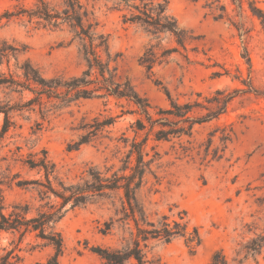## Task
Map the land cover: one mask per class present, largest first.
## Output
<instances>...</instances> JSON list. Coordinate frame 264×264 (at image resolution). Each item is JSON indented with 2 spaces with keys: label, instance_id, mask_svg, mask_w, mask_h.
Here are the masks:
<instances>
[{
  "label": "rangeland",
  "instance_id": "374dc122",
  "mask_svg": "<svg viewBox=\"0 0 264 264\" xmlns=\"http://www.w3.org/2000/svg\"><path fill=\"white\" fill-rule=\"evenodd\" d=\"M80 1L94 11L100 31L109 39L114 59L111 67L117 76L128 79L152 106L167 109L168 92L180 103L204 106L193 115L200 118L207 110H216L227 95L233 96L224 113L194 125L190 136L165 142L150 137L147 150L159 157L137 195L147 222L156 223L162 216L180 222L185 213L188 231L195 227L199 232L201 243L197 247L188 246L181 237L169 244L152 241L144 251L160 264H209L211 254L219 249L231 259L238 244L264 226L263 26L251 16L247 3L244 22L249 33L242 36L225 19H216L217 13L205 6V0H170L169 13L197 41L188 46L189 61L173 55L167 63L147 72L138 60L150 37L136 26L122 24L120 14L110 9V0ZM248 1L264 13V0ZM222 2L233 16L229 0ZM33 4L34 0H0V14ZM1 41L26 46L23 57L45 78L68 79L83 70L78 42L73 41L67 27L50 31L28 23L26 18L2 20ZM30 96L27 93L24 97ZM5 98L0 93V101ZM53 104H47L49 111L44 117L37 108L13 114L14 125L0 135V189L7 204H29V217L40 206V187L34 183L40 184L44 178L38 171L29 170L26 162L38 161L45 153L58 178L73 184L90 167L117 168L127 150L125 145L134 138L131 125L136 116L129 114L132 108L124 101L84 100L68 108ZM106 121L112 125L77 148L76 143L90 126ZM2 124L0 114V131ZM120 206L115 196L68 210L57 224L64 242L59 264H100L93 250L122 247L120 223H115L109 235H103L105 224L120 217ZM20 239L19 234L0 232V255L13 250L16 257L10 260L12 264L43 262L52 254L51 248L39 245L33 234Z\"/></svg>",
  "mask_w": 264,
  "mask_h": 264
},
{
  "label": "trees",
  "instance_id": "16d2710c",
  "mask_svg": "<svg viewBox=\"0 0 264 264\" xmlns=\"http://www.w3.org/2000/svg\"><path fill=\"white\" fill-rule=\"evenodd\" d=\"M110 1V9L120 14L122 24L136 26L150 37L149 44L138 60L147 72L156 65L167 63L173 55H180L189 61L188 46L194 45L197 37L181 28L169 13L170 0ZM245 3L251 16L257 18L264 28V13L254 6L253 1L229 0L234 13L231 16L222 0H205V6L217 13L216 19H225L242 36L249 33L244 22ZM19 18H26L28 23L50 31L67 27L73 33V41L78 42V56L83 70L80 75L68 79L63 76L45 78L28 58L23 57L27 53L26 46L1 41L0 93L6 96V100L0 101V114L3 115L1 136L14 125L13 114L34 112L37 108L44 117L49 111L48 103H54L52 106L55 108H68L84 100L96 99L105 103L110 100L118 103L124 101L132 108L129 114L135 115L136 120L131 125L134 138L125 145L127 150L117 168L105 166L104 170H100L90 167L79 181L66 184L58 178L55 167L47 160L45 153L38 161L26 162L29 170L38 171L44 178V182L34 183L40 187V206L29 217V204H7L0 189V232L19 234L21 239L26 234H33L39 245L52 250V254L43 262L33 264H59L64 253V242L57 224L65 213L117 196L121 205L117 211L120 217L105 224L103 235H109L115 223H120L124 234L122 247L93 250L100 264H160L155 256L144 251L152 241L169 244L181 237L188 246H199V232L195 227L188 231L189 222L185 213L180 217V222L170 220L167 216H162L156 223L146 221L145 211L137 195L159 157L157 152L151 155L147 150L148 141L150 137L155 142H165L175 137L190 136L194 125L209 122L224 113L233 96L227 95L216 110H207L208 113L200 118L193 115L196 110L204 109V106L198 102L180 103L168 92L167 109L152 106L128 79L117 76L111 67L114 59L109 39L100 31L94 11L80 0H60L56 5L51 0H34L31 8L5 10L0 14V22ZM165 40L167 45H164ZM27 93L31 96L25 99ZM97 121L94 120L95 123ZM111 125V122L106 121L98 126H90L76 143L77 148L90 143L101 129ZM15 257L13 250L5 252L0 255V264H12L10 260ZM260 258L264 262V226L239 243L231 259L219 249L211 254L209 264H261Z\"/></svg>",
  "mask_w": 264,
  "mask_h": 264
}]
</instances>
